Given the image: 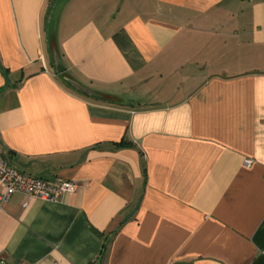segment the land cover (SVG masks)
I'll list each match as a JSON object with an SVG mask.
<instances>
[{
  "label": "crops",
  "instance_id": "1",
  "mask_svg": "<svg viewBox=\"0 0 264 264\" xmlns=\"http://www.w3.org/2000/svg\"><path fill=\"white\" fill-rule=\"evenodd\" d=\"M0 156V264H264V0H0Z\"/></svg>",
  "mask_w": 264,
  "mask_h": 264
},
{
  "label": "built area",
  "instance_id": "2",
  "mask_svg": "<svg viewBox=\"0 0 264 264\" xmlns=\"http://www.w3.org/2000/svg\"><path fill=\"white\" fill-rule=\"evenodd\" d=\"M0 188L2 190L0 194L1 208L16 194L40 201H59L64 194L74 193L78 189V184L71 181H61L50 185L42 178L20 172L0 156Z\"/></svg>",
  "mask_w": 264,
  "mask_h": 264
},
{
  "label": "water",
  "instance_id": "3",
  "mask_svg": "<svg viewBox=\"0 0 264 264\" xmlns=\"http://www.w3.org/2000/svg\"><path fill=\"white\" fill-rule=\"evenodd\" d=\"M55 68H56V72L57 73H60V72H62V67H61V64H60V62L58 61V59L55 57Z\"/></svg>",
  "mask_w": 264,
  "mask_h": 264
},
{
  "label": "trees",
  "instance_id": "4",
  "mask_svg": "<svg viewBox=\"0 0 264 264\" xmlns=\"http://www.w3.org/2000/svg\"><path fill=\"white\" fill-rule=\"evenodd\" d=\"M103 250V249H102Z\"/></svg>",
  "mask_w": 264,
  "mask_h": 264
}]
</instances>
